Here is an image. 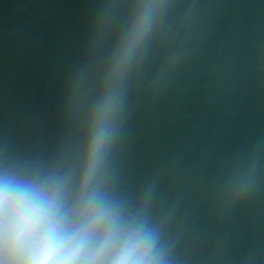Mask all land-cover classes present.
I'll return each instance as SVG.
<instances>
[{
	"label": "water",
	"instance_id": "obj_1",
	"mask_svg": "<svg viewBox=\"0 0 264 264\" xmlns=\"http://www.w3.org/2000/svg\"><path fill=\"white\" fill-rule=\"evenodd\" d=\"M256 99L264 0H0V171L129 121Z\"/></svg>",
	"mask_w": 264,
	"mask_h": 264
},
{
	"label": "clouds",
	"instance_id": "obj_2",
	"mask_svg": "<svg viewBox=\"0 0 264 264\" xmlns=\"http://www.w3.org/2000/svg\"><path fill=\"white\" fill-rule=\"evenodd\" d=\"M147 18L128 33L117 69L135 51ZM106 133L92 139L71 206L59 179H0V264H159L154 237L137 218L97 191H86L101 163Z\"/></svg>",
	"mask_w": 264,
	"mask_h": 264
}]
</instances>
